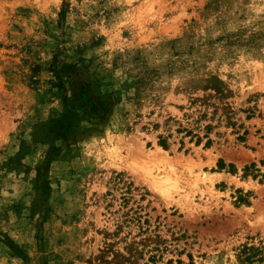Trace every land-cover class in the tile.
I'll list each match as a JSON object with an SVG mask.
<instances>
[{
  "label": "rangeland",
  "instance_id": "rangeland-1",
  "mask_svg": "<svg viewBox=\"0 0 264 264\" xmlns=\"http://www.w3.org/2000/svg\"><path fill=\"white\" fill-rule=\"evenodd\" d=\"M0 264H264V0H0Z\"/></svg>",
  "mask_w": 264,
  "mask_h": 264
},
{
  "label": "trees",
  "instance_id": "trees-1",
  "mask_svg": "<svg viewBox=\"0 0 264 264\" xmlns=\"http://www.w3.org/2000/svg\"><path fill=\"white\" fill-rule=\"evenodd\" d=\"M65 9L62 10V15L65 14ZM60 78V77H59ZM80 110H85L88 113H101V112H108L109 106L107 103H105L102 100H94L91 96V91L89 88V85H81L79 87L78 91L75 93V99L69 104V108L66 112L62 113L61 116L58 118L52 119L49 124V131L54 134L57 138H62L64 140H68L69 136L71 135V131L73 127L75 126L76 122L80 118ZM188 134H191V131H187ZM197 144L201 141V136L197 135ZM211 139L208 137V140L206 142V145H209L211 143ZM160 144L167 148L168 144L165 139L160 140ZM60 150L57 147L53 146L49 152V158L48 162L46 164V167L50 164L49 161L52 159V153L53 151ZM219 169H225L226 164L223 162L222 159L219 160ZM230 168H233V165H229ZM43 191L45 194L50 193L51 185L49 184V181L45 179L43 182ZM248 249H251V247H247ZM254 247H252V250Z\"/></svg>",
  "mask_w": 264,
  "mask_h": 264
}]
</instances>
